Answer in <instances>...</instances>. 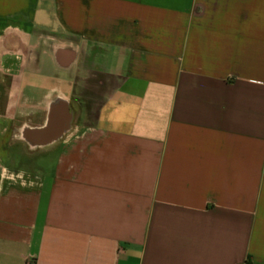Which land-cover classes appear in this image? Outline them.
Segmentation results:
<instances>
[{
	"label": "crops",
	"instance_id": "0c3cea01",
	"mask_svg": "<svg viewBox=\"0 0 264 264\" xmlns=\"http://www.w3.org/2000/svg\"><path fill=\"white\" fill-rule=\"evenodd\" d=\"M0 87V264H264V0H0Z\"/></svg>",
	"mask_w": 264,
	"mask_h": 264
},
{
	"label": "water",
	"instance_id": "95a60500",
	"mask_svg": "<svg viewBox=\"0 0 264 264\" xmlns=\"http://www.w3.org/2000/svg\"><path fill=\"white\" fill-rule=\"evenodd\" d=\"M42 121L39 129L28 127L22 140L29 152L37 154L63 142L73 131L78 116L75 103L59 91L49 92L42 104ZM21 141V140H20Z\"/></svg>",
	"mask_w": 264,
	"mask_h": 264
},
{
	"label": "flooded vegetation",
	"instance_id": "af4514ba",
	"mask_svg": "<svg viewBox=\"0 0 264 264\" xmlns=\"http://www.w3.org/2000/svg\"><path fill=\"white\" fill-rule=\"evenodd\" d=\"M3 92V89L0 87V118L2 121L0 125V130L1 133L4 135L8 131V117H10L13 112L8 102V99ZM16 121H18V119ZM6 141L7 140L5 139V137L0 135V153L3 154L5 159H7L8 161V158H14L15 156L8 154V142ZM29 154H31V152Z\"/></svg>",
	"mask_w": 264,
	"mask_h": 264
},
{
	"label": "rangeland",
	"instance_id": "374dc122",
	"mask_svg": "<svg viewBox=\"0 0 264 264\" xmlns=\"http://www.w3.org/2000/svg\"><path fill=\"white\" fill-rule=\"evenodd\" d=\"M35 79L30 80L31 84L34 85V91L41 92L42 87L45 86L46 82L44 83V80H42V78L39 79L37 78L36 80ZM83 92H84L83 94L84 104L82 106L86 107V109L91 114H93L92 116H94V113L96 112L98 107L97 103L100 100L101 96L99 93H94L92 89H84Z\"/></svg>",
	"mask_w": 264,
	"mask_h": 264
}]
</instances>
